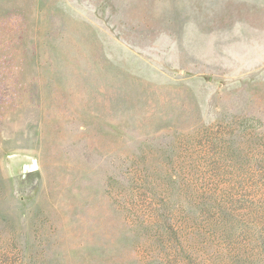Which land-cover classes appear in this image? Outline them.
Masks as SVG:
<instances>
[{
	"label": "rangeland",
	"instance_id": "374dc122",
	"mask_svg": "<svg viewBox=\"0 0 264 264\" xmlns=\"http://www.w3.org/2000/svg\"><path fill=\"white\" fill-rule=\"evenodd\" d=\"M239 180L242 242L180 212ZM261 206L264 0H0V264H264Z\"/></svg>",
	"mask_w": 264,
	"mask_h": 264
},
{
	"label": "trees",
	"instance_id": "16d2710c",
	"mask_svg": "<svg viewBox=\"0 0 264 264\" xmlns=\"http://www.w3.org/2000/svg\"><path fill=\"white\" fill-rule=\"evenodd\" d=\"M225 142V141H224ZM223 142V143H224ZM228 146H225V149L221 152L223 156H227L231 159H247V152L244 149H241L239 146L234 147L232 145V141L229 142ZM221 157V156H220ZM246 161V160H245ZM232 166V165H231ZM233 168H242L243 166L237 167L236 165L232 166ZM221 183L223 181H218L212 187L206 186L203 192L199 193L197 190H202V188L192 187L191 185H187L186 187V197L184 200L180 199V203L183 202L182 210L180 212L182 215H185L186 207L189 210H195L192 214V221L197 223V225H201L202 223L206 224V226L210 227L207 228L208 231L211 232H220L228 242H232V244L236 241L235 238L244 237L247 230V226H249L248 222H246V217L248 214L246 212L240 213L241 211H251L252 205H250L251 201L249 200V194L247 193L248 190V183L243 180L234 181L233 184H229L227 188H221ZM212 184V183H210ZM207 184V185H210ZM180 205V206H181ZM186 205V206H185ZM260 211H264V206L259 207ZM255 210H253L254 212ZM252 211L250 213H253ZM188 213H190L188 211ZM197 213L196 215H194ZM242 215V216H241ZM264 215V214H263ZM246 216V217H245ZM197 217H199L197 219ZM188 218V217H187ZM203 219V222L201 219ZM245 218V219H244ZM186 220V219H184ZM202 222V223H201ZM196 225V224H195ZM204 227V226H203ZM201 228V226H200ZM167 231L170 234V239L173 240V247L172 254L175 256L174 262L178 264L184 261H187V258L184 256V251L182 249V243L179 242L181 238V234L179 230H175L174 228H167ZM240 233V234H238ZM163 235V234H162ZM204 240L199 241L196 243V247L200 249H204L201 245L206 241L205 237ZM242 242V239L241 241ZM226 256V255H225ZM239 255L236 256L238 258ZM222 258L219 261V264H225L226 261L230 258L227 255V258H223L222 255H217L215 259ZM234 258V257H233ZM235 258V260H236ZM194 259L196 257H191L188 260L189 264H193ZM231 260V259H230ZM241 261H246L248 259H240ZM201 264V262H199ZM212 264H216V260L212 262Z\"/></svg>",
	"mask_w": 264,
	"mask_h": 264
}]
</instances>
